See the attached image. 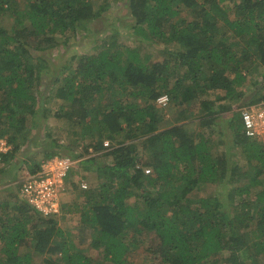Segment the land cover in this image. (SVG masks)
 Returning a JSON list of instances; mask_svg holds the SVG:
<instances>
[{"label":"trees","instance_id":"16d2710c","mask_svg":"<svg viewBox=\"0 0 264 264\" xmlns=\"http://www.w3.org/2000/svg\"><path fill=\"white\" fill-rule=\"evenodd\" d=\"M23 1L0 0V141L10 146L0 151V183L30 161H20V139L44 125L52 91L60 101L53 117L68 128L64 137L40 136L43 158L63 156L62 146L101 152L109 141L112 161H85L96 185L79 190L74 236L20 194L13 204L0 201V264H34L36 257L40 264H264V142L244 135L238 106L223 138H210L217 106L246 97L242 86L251 76L264 87V0H123L134 18L129 30L144 48L111 32L46 83L44 54L57 38L67 44L70 33L94 36L89 25L99 13L94 0ZM163 94L181 115L200 103L205 114L196 131L157 114L154 102ZM262 100L264 92L239 106ZM140 137L150 150L146 163L136 151ZM236 149L243 164L231 159ZM31 164L29 174L39 171ZM210 185L225 196L194 195Z\"/></svg>","mask_w":264,"mask_h":264},{"label":"rangeland","instance_id":"374dc122","mask_svg":"<svg viewBox=\"0 0 264 264\" xmlns=\"http://www.w3.org/2000/svg\"><path fill=\"white\" fill-rule=\"evenodd\" d=\"M233 1L237 0H223L221 2L222 5H232ZM103 3V4H101ZM20 5H24V1L21 0ZM94 9L99 13L98 18L94 20L90 25L89 28L92 32L95 33L94 36H90L88 38H82L80 36H73L72 33L67 35V38L70 40L67 44L61 43L63 39L57 38L58 42L60 44L57 45L54 49L48 51L44 54V58L46 59V69H45V76L43 77V83L50 82L53 79H55L56 76H59L62 78L63 75H60V71H62V67L65 65H76L78 62V59L80 56L85 54H91L93 50V46L102 43L109 34H112L114 32H117V36H121V40L124 45L132 46V47H138L141 46L144 48V44L136 42V39L138 36L134 34L131 30L133 24H134V18L130 14V11L128 8H126V4L123 0H94ZM112 32V33H111ZM33 39V38H32ZM96 43H93V42ZM158 47H163L162 44H159ZM147 50V48H145ZM155 49V48H154ZM143 52V51H142ZM153 56L152 60L155 61L159 59V54H155L154 50H149ZM72 57H76L74 60H71ZM61 81V80H60ZM260 80L254 76H251L248 78V81L246 84L242 86V91L245 92L246 97H243V99H240L237 103H228L223 102L221 106H217V112H218V119L216 120L215 125L211 126V135L210 138L213 140H220L223 138V133L226 132V126L225 121L232 117L233 114H235L233 111L238 107L239 105L243 103L245 100H250L255 97H258L261 93L264 92L262 89L264 87L262 86L263 82H259ZM52 90L55 89V87L51 88ZM54 92L50 93L48 97L45 99L44 104L45 107L49 110V116L46 121H44V125L42 126V122L38 127H35L34 129H31V135H29L28 139H20L23 146L21 149L20 154V161L22 159V155H25V157L22 160L30 159L28 162H23L21 164V170L16 173L17 176L14 180H10L9 176H2L3 181L0 183V201H8L10 204H13L15 200L20 201L19 197V185L20 182L29 174V166L32 167L31 162H35V164L41 165L48 161V160H54L56 157H59L61 154H55L50 159H44L43 155L39 152V149L43 142H41L40 136L42 137L46 134L49 135V137H64V134L62 131H65L68 128L67 120L65 119H57L53 117V113L58 110L60 106V101L55 100L53 97ZM211 101L215 99V96H209ZM169 99V97H168ZM226 103V104H224ZM169 104V101H168ZM168 104L164 107L158 106L156 102H154V106L156 107L157 114L160 115V112H165L164 115V121L169 122L170 124H184L186 129L188 131H196L198 127V123L201 119V117L205 114L202 107H200L199 102H194L189 107L183 106L182 109V115L178 112L177 107H168ZM223 105V106H222ZM228 106H231L230 108ZM168 107L169 110H166ZM238 109V108H237ZM165 110V111H164ZM37 125V124H36ZM168 126V125H166ZM162 129V128H161ZM222 134V136L220 135ZM36 137L38 143L36 146L30 145L28 146V142H30V139L32 137ZM68 138V137H65ZM146 137H140V139H135L136 144V151L139 153L140 158L142 157V163H146L149 160V148L145 147V145L140 144L141 141H143ZM39 139V141H38ZM60 143L62 141L65 142L64 138L59 139ZM0 151H8L10 149V146H7L5 139H2L0 141ZM109 143V141H107ZM110 144V143H109ZM40 145V146H39ZM62 145V144H61ZM109 147V146H108ZM102 150L101 152H95L92 149H88L86 152L83 151L82 147H76L73 149H66L64 146L60 148V152H66L63 154V156L70 157L72 156L75 160V164L72 167V170L68 174V178L65 185V190L62 192L60 199H59V213L56 214L55 220L57 222V226L61 229L68 230L73 236L77 233V226L79 224V217L78 214H76V205L79 204V194L81 191L79 190H88L90 187H94L96 185V170L92 165H90L89 162H85L89 158H94L96 161H100L103 163H111L112 158L108 155H105L106 152L109 151L110 148ZM47 150V148H44ZM64 150V151H63ZM37 153H36V152ZM53 152H58L59 149H53L51 150ZM239 149H236L232 151L231 159L235 163H244L245 158L244 155H242L241 152H239ZM68 153V154H67ZM77 157V158H75ZM71 158V157H70ZM72 159V158H71ZM84 161L85 163H82ZM4 165L0 166V170L3 168ZM144 173L145 170L148 169L150 171V167H143ZM40 170V168H39ZM38 172V171H37ZM150 173V172H149ZM146 174V173H145ZM5 175V174H4ZM73 184L75 187H73ZM82 185L85 186V188L82 187ZM74 188V189H73ZM198 192V191H197ZM213 193H219L221 197H224L225 194L223 193L221 186H214L210 185L206 187L203 191L194 194L197 196L201 195H211ZM12 206V205H11ZM89 233L87 234V236ZM84 240H86V236H84ZM77 243V241H76ZM86 241L83 243V246L81 249H85L86 251ZM141 251V250H139ZM140 256L142 257L141 252ZM92 257L94 259H99V255L95 252L93 253ZM98 257V258H97ZM41 257L35 259L34 264H40Z\"/></svg>","mask_w":264,"mask_h":264},{"label":"built area","instance_id":"2783aa9c","mask_svg":"<svg viewBox=\"0 0 264 264\" xmlns=\"http://www.w3.org/2000/svg\"><path fill=\"white\" fill-rule=\"evenodd\" d=\"M168 101V96L163 94L156 99V104L164 107ZM236 112L240 116L244 135L264 142V100L242 105ZM108 146L109 143L105 141L104 147ZM74 164L75 160L66 156L44 162L38 172L28 174L20 182L19 194L23 202L42 217L58 215L59 199L66 185L65 179ZM149 172L148 169L145 170L146 174ZM82 187L85 188L84 185Z\"/></svg>","mask_w":264,"mask_h":264},{"label":"clouds","instance_id":"9594fccd","mask_svg":"<svg viewBox=\"0 0 264 264\" xmlns=\"http://www.w3.org/2000/svg\"><path fill=\"white\" fill-rule=\"evenodd\" d=\"M167 95V94H166ZM161 96V95H160ZM168 96V95H167ZM156 102V101H155ZM69 174V173H68ZM19 187H20V185H19Z\"/></svg>","mask_w":264,"mask_h":264},{"label":"crops","instance_id":"0c3cea01","mask_svg":"<svg viewBox=\"0 0 264 264\" xmlns=\"http://www.w3.org/2000/svg\"><path fill=\"white\" fill-rule=\"evenodd\" d=\"M224 127H225V125H224Z\"/></svg>","mask_w":264,"mask_h":264}]
</instances>
